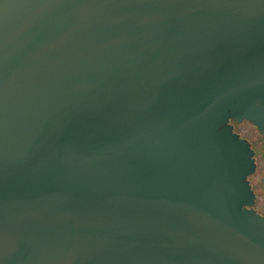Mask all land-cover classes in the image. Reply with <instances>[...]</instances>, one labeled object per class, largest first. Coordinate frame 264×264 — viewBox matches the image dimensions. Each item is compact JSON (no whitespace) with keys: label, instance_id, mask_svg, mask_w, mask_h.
Here are the masks:
<instances>
[{"label":"water","instance_id":"water-1","mask_svg":"<svg viewBox=\"0 0 264 264\" xmlns=\"http://www.w3.org/2000/svg\"><path fill=\"white\" fill-rule=\"evenodd\" d=\"M264 0H0V264H264Z\"/></svg>","mask_w":264,"mask_h":264},{"label":"rangeland","instance_id":"rangeland-1","mask_svg":"<svg viewBox=\"0 0 264 264\" xmlns=\"http://www.w3.org/2000/svg\"><path fill=\"white\" fill-rule=\"evenodd\" d=\"M237 131L242 136L249 138L257 150L256 161L258 169L256 173L249 177V180L255 185L258 195L263 196L264 191L261 190V180H264V134L249 122H242L241 124L237 125Z\"/></svg>","mask_w":264,"mask_h":264},{"label":"flooded vegetation","instance_id":"flooded-vegetation-1","mask_svg":"<svg viewBox=\"0 0 264 264\" xmlns=\"http://www.w3.org/2000/svg\"><path fill=\"white\" fill-rule=\"evenodd\" d=\"M242 122H249V123H251L250 121H238V120H234V119H231V120H230V124L233 126L234 131H235L236 133H238V134H240V133L237 131V125L241 124ZM252 125H253L254 127H256L253 123H252ZM256 128H257V127H256ZM257 129H258V128H257ZM258 130H259V129H258ZM259 131H260V130H259ZM260 132H262V133L264 134V131H260ZM240 135H241V134H240ZM241 137L247 139V140L249 141V143L251 144V148H252V149L254 150V152H255V161H256V158H257V155H256L257 150L255 149L253 142H252L249 138H247V137H244V136H242V135H241ZM257 169H258V167H257V161H256V171H257ZM255 173H256V172H255ZM249 181H250V180H249ZM261 182H262L261 190L264 191V184H263L264 180L262 179ZM250 184H251L252 189H253V191H254V193H255V201H254V204L252 205V208L255 209V210L257 211V213H259L260 215L264 216V195H263V196H262V195H258V193H257V191H256V189H255V185H254L251 181H250ZM263 194H264V193H263Z\"/></svg>","mask_w":264,"mask_h":264}]
</instances>
